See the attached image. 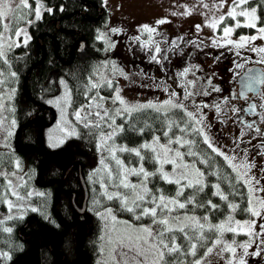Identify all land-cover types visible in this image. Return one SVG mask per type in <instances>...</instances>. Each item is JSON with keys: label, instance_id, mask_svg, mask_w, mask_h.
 <instances>
[{"label": "trees", "instance_id": "obj_1", "mask_svg": "<svg viewBox=\"0 0 264 264\" xmlns=\"http://www.w3.org/2000/svg\"><path fill=\"white\" fill-rule=\"evenodd\" d=\"M40 4L43 5L41 19L36 20L34 12L30 14L29 38L26 43L9 50L8 62L17 75V86L13 95L17 123L16 151L27 157L28 169L36 184L42 187L43 194L33 199L39 204V211H31L26 216L12 219L5 224L0 222V246L9 254V258L0 264H98L104 240L105 224L98 215L102 209L110 206L119 216L132 222L151 223L150 218L146 217L136 220L133 214L121 207L117 199L109 201L101 195L100 183L91 179L93 170L90 164L91 158L97 155L100 129L91 126L86 128L84 122H78L75 117V113L82 108V116L96 111L95 103L100 97L105 98L101 102L106 109L114 111L120 105L119 101H115L116 82H111V86L108 81L95 82L101 66L110 58L109 45L98 39L100 30L105 27L106 10L102 6V0H99L98 5L104 9V15L98 20H88L84 14L75 12L80 9L81 2L78 0H40ZM31 6L32 9L38 6L35 0H31ZM52 6L55 7V17H50L47 11ZM60 6L64 11L60 12ZM247 6L257 7L258 25L264 26V7L258 5L256 0H250ZM98 15L97 10L89 14L92 17ZM58 21L65 30L57 29ZM232 22L233 19L227 17L222 25ZM254 32L256 29L245 26L236 30L237 35ZM77 33L83 35L81 40L86 42L87 47L80 53L76 52L71 60L70 37H78ZM57 48L59 57L56 56ZM2 65L4 62L0 61V66ZM94 84L97 87H92ZM90 103L91 107H86ZM182 115L183 112L176 109L168 113V116L177 121ZM158 116L163 119L164 113L143 109L119 121L117 124H122L124 131L116 136L118 143L136 147L141 143L151 142L153 132L150 129L138 134L129 125L135 123L136 128H144L147 123L152 128L159 129L161 124ZM89 119L95 121L96 117L93 115ZM63 126L73 129L75 134H64ZM102 127L103 131L110 129L107 126ZM155 134L162 135L160 132ZM59 137L62 139L58 140ZM197 139L200 140L199 149L208 154L211 158L209 163L213 165L211 169L207 164L196 165L206 173L205 180L209 185L205 188L208 195L201 193L198 200L211 198L219 207L209 212L207 209L188 205L185 209H177L173 214L200 217L207 212L214 224L224 220L229 214L235 220L249 218V214L240 210L245 206L246 189L237 184L236 188L245 197L238 193L232 194L234 190L230 187L229 180H224L223 177L231 179L235 177V173L222 156L212 153L202 143V137ZM182 150L186 151V148ZM122 156L127 164L131 161V165H135L137 158L134 155L123 152ZM192 159L185 158L188 162ZM143 164L148 170L154 171L158 168V164L147 158ZM210 171L217 172L218 175H209ZM81 176L84 177L89 192L88 207L84 214L77 210L85 199ZM151 181L150 188H158L167 196L175 195V184L167 183L158 176L151 178ZM217 183L220 184L221 191L228 195L229 202L240 205L234 213L227 209L228 202L211 196L214 189L210 185ZM191 191L186 189L184 196L179 199L183 201ZM5 228H10L11 231H4ZM206 234L211 235L207 232ZM177 243L186 247L187 242L178 239ZM207 246H211V241L205 247L198 244L196 257L177 255L185 264H192L193 259L205 256Z\"/></svg>", "mask_w": 264, "mask_h": 264}, {"label": "snow or ice", "instance_id": "obj_2", "mask_svg": "<svg viewBox=\"0 0 264 264\" xmlns=\"http://www.w3.org/2000/svg\"><path fill=\"white\" fill-rule=\"evenodd\" d=\"M35 2L38 6L32 9L29 0H0V23L3 24V31L7 32L10 29L8 23H3L8 19H11L14 23H19L21 20H26L32 12H34L36 20L41 19L43 5L40 4V0H35ZM200 3H203V0H200ZM249 3L250 0H233L230 11L227 13L233 20L237 16L245 17L247 23L244 26L254 28L258 33V35L253 36L241 35L239 41L235 43L230 38L226 40L227 44L233 45L237 49L244 47L249 41H255L257 38L264 39V26L257 28V20L259 19L257 16V7L252 6L250 9L241 7ZM256 3L264 7V0H256ZM222 6V3L216 5V7ZM204 7L207 8L209 5L204 4ZM25 9L29 11L26 12ZM237 9L240 10L237 11ZM47 11L51 12L52 9L49 8ZM172 14L176 15L177 13ZM224 19L225 17L221 15L218 20H212L209 26L215 29L217 23ZM28 22L31 23V21ZM157 23L164 24L166 21L159 20ZM239 26L240 24L238 22L236 27ZM196 27L199 30L200 25ZM142 30L149 34L155 32V28L147 25L143 26ZM112 31L116 32L118 30L113 29ZM233 31V27H224V37H230ZM21 33H24L26 43L27 33L24 32V29H18L14 34L19 37ZM3 39V35L0 34V41ZM135 39L139 40V37ZM213 44L217 45V42L213 41ZM13 46L19 45L10 41L5 46L4 43L0 42V59L5 58L6 49H10ZM251 50L264 54V47H254ZM155 51L159 53L161 50L159 47H156ZM4 62L7 63V60L5 59ZM260 62L264 63V55L261 56ZM238 67H242V65H238ZM187 71L185 69V73H182V75L186 74ZM12 75H15V73ZM253 79L249 77L250 81ZM258 82L264 83V80H259ZM209 83L211 82L209 81ZM108 84L111 86V81H108ZM92 87H97V85L94 84ZM250 87L251 85H249V89ZM213 90L216 92L220 91L216 87H213ZM204 94L208 95L209 93L205 92ZM192 95L191 92L186 91L183 99L187 100ZM243 95L241 93V96ZM174 96H176V93L173 92L170 94L168 100H165L159 105L151 102L142 105H128L117 91L115 101H119L123 105V108H116L114 111L106 109L101 102L105 98L100 97L99 101L95 103L96 111H90L82 116L81 113L84 111L82 108L75 113L76 120L78 122L83 121L86 128L91 126L92 128L100 129L97 147L102 151H107L110 158L115 162L116 167L115 171H113L105 163L104 158L100 160L101 168L97 169V172L104 170L112 186L117 189V191L109 192L103 180H101L100 186L104 189L101 195L105 196L109 201L117 199L121 207L133 214L136 220L146 217L150 218L151 221L149 225L139 226L123 222V227L117 229L115 227L117 220L112 214L111 208H108L106 213H99L98 215L102 220L107 221L110 219L112 221L115 235L109 237L106 258L98 262V264H185V261L179 259L177 254L196 257L198 244L200 247H205L208 241H211V246L206 247L207 253H211L217 245L223 244L221 254L224 252L231 254L230 258L226 259V264H247L246 257L249 255L254 257L260 256L261 251H264V222L259 224L260 231L255 230L257 225L256 218L264 221V195H260V193H264V184L261 183L264 180V168L260 169L261 175L257 178L256 175L251 174L252 169L256 165L248 159L246 150L242 149L241 151L244 152V155L239 158L238 162H234L237 161V156L230 157L220 150V148L214 146L210 137L206 134L205 116L201 112L202 108L209 107V105L195 104L193 102L194 110L188 111L187 106L182 101L174 102L171 98ZM262 99H264V94H262ZM245 100H247V97H245ZM227 103L228 101L225 100L224 104ZM86 107H91V103L86 105ZM259 107L264 108V103L260 104ZM256 108L257 104L255 103L249 104L247 108L230 107L224 109V114L227 115L228 112H231L234 114L244 113L245 115H254L257 114L255 112ZM143 109H153L157 113H164L163 119L159 116L157 117L161 124L159 129H154L147 123H145L144 128H136L135 123L129 125V128L138 134H143L145 129H150L153 132L151 142H144L136 147L116 145L115 137L124 131V126L122 124L118 125L116 118L120 117L122 113L131 116L132 113ZM173 109L183 112V115L180 116L178 121L168 116V113ZM215 111L219 115L222 111V105L219 103L216 104ZM93 115L96 117L95 121L89 119ZM258 115L260 117L259 123L264 124V112L258 113ZM236 122L241 126L239 137L234 139L237 147L243 142L242 138L253 129L256 136L261 137L262 141H264V130L255 126V122L246 123L242 115L237 116ZM14 124L15 121H13ZM102 126H107L111 131H103ZM156 132H160L162 135H156ZM72 134L75 133L73 132ZM7 135L11 136L12 132L8 131ZM198 137H202V143L207 145V148L212 153H215L217 156H222L228 162L232 172L235 173V177L231 179L229 177H223L224 180H229L230 187L234 190L232 194L235 195L238 193L242 197H245V194L236 188L237 184H240L242 188L246 189L245 206L240 210L242 213L249 214V219L243 223L235 220L231 214L215 224L210 221L207 212L200 217L188 214L173 215L177 209H185L188 205H193L194 208L207 209L209 212L215 211L219 207L211 198L198 200V196L201 193H205V188L209 187V185L206 184V173L196 165L207 164L209 169L213 166L209 163L211 158L208 154L199 149L200 140L197 139ZM162 140L164 142H161ZM109 141H112V143H109ZM248 142L250 143L251 141L249 140ZM174 145L178 147H173ZM254 147H258L260 149L258 154L264 156V142ZM182 148H186V151H181L180 149ZM117 152H127L130 155H134L137 158L135 166H131V161L129 162V166H126L125 162L116 155ZM186 157L193 159L191 162H186ZM146 158L150 162L158 164L159 167L151 172L146 170L143 164ZM165 164L172 166L171 172L164 170ZM208 174L218 175L217 172L211 171ZM131 176H136L138 182H131L129 180ZM157 176L167 183L177 186L174 196L169 197L163 194L160 189H152L148 186L152 182L151 178ZM210 187L214 189L211 192V196L219 197L220 200L228 202L227 209L231 213H234L240 207L237 203L229 202V197L221 191L220 184H212ZM121 188L127 191L121 193L119 191ZM186 189H191L192 191L181 201L179 197L184 196ZM13 195H17L18 198L22 199L15 191H13ZM27 195L30 196L31 193ZM207 195L205 193V196ZM94 203H98V201H94ZM9 207L11 208L12 205L9 204ZM4 231L10 232L11 229L5 228ZM240 231H246V235L249 237L246 242L237 244L235 239L230 243L223 240L225 232L238 234ZM206 232L211 235H207ZM177 233L180 235L178 236ZM178 239L186 241V247L184 244H178ZM253 243L256 244L257 250L249 252V248ZM237 248L242 249L239 255H237ZM0 255L7 258V253ZM192 264H202V261L200 259H193Z\"/></svg>", "mask_w": 264, "mask_h": 264}, {"label": "rangeland", "instance_id": "obj_3", "mask_svg": "<svg viewBox=\"0 0 264 264\" xmlns=\"http://www.w3.org/2000/svg\"><path fill=\"white\" fill-rule=\"evenodd\" d=\"M29 3L31 5V0H29ZM221 3L223 4L222 7H216V5ZM232 3L233 0H203V3H200V0H104V6L108 12L110 24L112 22V24L119 26L121 29L125 30L129 36H131V30L133 29L134 37H139L140 42L145 47L152 48V52L155 51L157 44L165 43L167 37L169 35L171 36V34L188 35L192 44L197 46L205 45L208 48L213 49H237L233 45L227 44L226 40L230 38L235 43L239 41V37L241 35L253 36L258 35V33L256 31L252 34H236V30L247 23L246 18L242 16H237L232 23L222 25L224 20L229 17L227 13L230 11ZM204 4L209 5V7L205 8ZM241 7L244 9L251 8L250 6H247V4L242 5ZM239 10L240 9H237V11ZM25 11L27 12L29 10L25 9ZM172 13L177 14L173 15ZM221 15H223L225 19L217 23L215 29L210 27V22L214 19L218 20ZM159 20H165L166 23L158 24L157 22ZM28 21H31L30 15L26 20H21L19 23H14L11 19L4 21L3 23H8L10 25V29L7 32L3 31V24L1 23L2 29L0 30V34L3 35L4 39L0 42L4 43L5 46H7L10 41L15 42L18 45L25 43L24 33H21L19 37H17L14 33L18 29H24V32L27 33L28 40V26L30 24ZM238 22L240 26L236 27ZM145 25L155 28V32L149 34L148 32L143 31L142 29ZM197 25H200L199 30L196 27ZM224 27H233L234 31L231 33L230 37H224ZM258 27L261 26L258 25L257 20V28ZM213 41H216L218 46L214 45ZM106 42L111 49V42ZM254 47H264V39L257 38L255 41H249L244 47L239 49L249 50L258 57L264 55L252 51L251 49ZM10 49H6V57L0 59L1 62H4L5 59L7 60V63L4 62V65L0 66V74H2L0 75V222L4 224L12 219L26 216L28 213L33 211V209H35V211H39L40 206L35 203L33 199L35 196L43 194L42 187L36 184L34 176L31 175L32 173L28 169L27 157L19 155L16 151L15 133L17 123L14 114L13 95L17 86V75L8 62V52ZM131 52L133 53V51ZM124 53H126V49L124 50ZM119 58L120 59L110 57L104 62L100 68V72L98 73L96 83L106 81L116 82L117 91L119 92L120 97L128 105H142L148 104L149 102L159 105L170 98V94L173 92L169 89L170 87L166 83L161 82L162 80L166 81L168 78L166 76V72L164 73L165 79L157 82L146 81L144 79H160V76L157 75H160L161 72H159L157 68L153 64H150V62L146 59H144V61H136L133 58L130 61L127 56L125 58L119 56ZM197 65V63L191 65L189 72L184 75H180L178 85L180 93L174 92L176 93V96L171 98L174 102L182 101L187 106L188 111L194 110L193 102H195V104H207L209 107L206 108L211 110L214 101L213 87L216 85V81H218L219 76L217 72L213 70L206 72L203 70L204 68L201 69ZM13 73H15V75H12ZM209 81L211 83H209ZM186 91L191 92L193 95L187 100H184L183 97ZM205 92L209 94L205 95ZM118 108H123V105L120 104ZM201 112L205 116L206 134L210 137L214 146L220 148V150L230 157L233 156L232 152H230L226 147L217 145L216 137L211 131V119L209 120L205 108H202ZM126 117L127 114L122 113L120 117L116 118V123H119V121L124 120ZM13 121H15L14 125ZM62 130H64V134H67L68 136L74 132L73 129L66 126H63ZM8 131L12 132L11 136L7 135ZM109 131H111V129L105 132ZM57 139L59 140L62 138L59 137ZM109 143H112V141H109ZM115 144L120 145L116 137ZM173 147L178 146L174 145ZM180 150L183 151L182 149ZM96 151L97 155L92 157L90 160L93 170L91 179L99 183L103 180L109 192L117 191V189L112 186L111 181L108 180L107 174L104 170L97 172V169L101 168L100 160L102 158L105 159V163L108 164L109 168L113 171H115L116 167L115 162L110 158L107 151H102L98 149V147ZM116 155L124 161L121 152H117ZM1 161H3L2 164ZM234 162H238V160ZM125 165L129 166L126 162ZM164 170L166 172H171L172 166L170 164H165ZM148 171L151 172L152 170ZM129 180L133 183L138 182V178L136 176L129 177ZM13 191L18 193L19 197H22V199L18 198L17 195H13ZM103 191L104 189H102V192ZM119 191L124 193L127 190L121 188ZM28 193H31V195H27ZM9 204L12 205L11 208L9 207ZM108 208L112 209V214L116 217L117 223L115 227L117 229L123 227V222H128L134 226L150 224H138L132 222L119 216L112 207L109 206ZM108 208L102 209L99 213H106ZM248 219L249 218L239 221L243 223ZM256 219L257 225L255 230L260 231L259 224L264 221H261L258 218ZM103 221L105 224L103 251L98 262L106 258V252L109 246V237L115 235L113 232L112 221L110 219ZM240 235H246V231H240L238 234L225 232L223 240L230 243L233 239H235L237 244H240L249 239L247 235L246 237H241ZM222 247L223 244L217 245L213 248L211 253H206L205 256L200 259L202 264H214V262H217L218 259H222L224 255L229 257L231 254L228 252L221 254ZM240 250V248H237V253H239L238 251ZM2 253H7V258L0 255V263L5 262L9 258L8 252L0 246V254Z\"/></svg>", "mask_w": 264, "mask_h": 264}, {"label": "flooded vegetation", "instance_id": "obj_4", "mask_svg": "<svg viewBox=\"0 0 264 264\" xmlns=\"http://www.w3.org/2000/svg\"><path fill=\"white\" fill-rule=\"evenodd\" d=\"M78 1L81 2L80 9L75 12L84 14L88 20H98L104 15V9L106 10L104 0H102V6L104 9L99 7V0ZM49 8L52 9L51 12H48L49 16L55 17V7L52 6ZM62 8L63 7L60 6V12L64 11ZM96 10L99 14L97 17L89 16L90 13H95ZM106 16L105 27L100 30L98 39L111 42L112 48H109L108 50V57L120 59L119 56L123 58L127 56L130 61L133 58L136 61H144V59H146L150 64H153L159 72H161L160 75H157L160 76V79L144 80L152 82L160 81L165 79L164 73L166 72L168 78L166 81L162 80L161 82L166 83L172 92L180 93L178 89L179 77L185 72V69L189 72L191 65L197 63V66L201 69L204 68L203 70L206 72H209L210 70L217 72L219 79L216 81L214 87L219 88L220 91H214L213 93L214 101L212 109L205 108L209 120L211 119V131L216 137L217 145L226 147L232 152L233 156H237L238 161L239 158L244 155V152L241 150H246L248 159L253 161L256 165V167L252 169L251 174L256 175L257 178H259L261 175L260 169L264 168V156L259 155L258 152L260 149L254 146L260 145L264 141H262L261 137L256 136L254 129L250 130L248 134L242 138L243 142H241L238 147L236 143H234V139L239 137L241 130V126L236 122L238 115H242L246 123L255 122V126L264 130V124L259 123L260 117L258 115V113L264 112V108L259 107L260 104L264 103V99H262V94H264V83L258 82L259 80H264V63L260 62L261 57L256 56L249 50L213 49L208 48L205 45H193L189 36L185 34L169 35L165 43L157 44V47H159L161 51L159 53L156 51L152 52L151 47H145L140 40L135 39L133 29L131 30V36H129L125 30L121 29L119 26L112 24V22L110 24L107 10ZM56 27L60 31L65 30L59 25V21L56 24ZM113 29H117L118 31L113 32ZM77 35L79 38L75 35H71L70 37L71 60L76 55V52L80 53L86 50L87 47L86 42L84 41V49L80 51L82 42L81 38L83 35L81 33H77ZM58 49L59 48L56 50L57 57H59ZM125 49L126 53H124ZM131 51H133V53ZM153 57H155V59H153ZM238 65H242V67H238ZM249 72L252 73L245 79L244 76ZM249 77L254 79L250 81ZM249 85H251L250 89ZM241 93L244 95L241 96ZM245 97H247V100H245ZM225 100L228 101L227 104H224ZM218 103L222 105V111L219 115L215 111V105ZM253 103L257 104L255 110L257 114L245 115L244 113L234 114L231 112H228L227 115L224 114V109L230 107L247 108L249 104ZM249 140L251 141L250 143L248 142ZM261 183L264 184V180H262ZM261 195H264V193H261ZM256 250V244L253 243L249 248V252H254ZM238 252L237 255L242 252V249ZM230 256L227 257V255H224L222 259H218L214 264H226V259L230 258ZM246 261L247 264H264V251H261L260 256L254 257L249 255L246 257Z\"/></svg>", "mask_w": 264, "mask_h": 264}, {"label": "water", "instance_id": "obj_5", "mask_svg": "<svg viewBox=\"0 0 264 264\" xmlns=\"http://www.w3.org/2000/svg\"><path fill=\"white\" fill-rule=\"evenodd\" d=\"M84 46H85V42L82 41V42H81L80 51H82V50L84 49ZM254 70H255V68H254ZM254 70H252V71H254ZM251 73H252V72H249L248 74H246V75L244 76V78L246 79ZM81 179H82V183H83L84 188H85V199H84V202H83L82 206H81V207H77V210H78L81 214H84V213L86 212V210H87V202H88V195H89V192H88L87 184H86V181H85L84 177L81 176Z\"/></svg>", "mask_w": 264, "mask_h": 264}]
</instances>
